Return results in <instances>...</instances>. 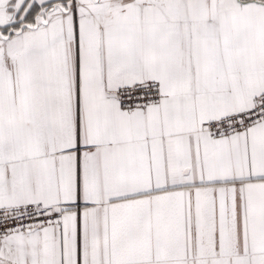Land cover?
<instances>
[{
	"label": "snow or ice",
	"instance_id": "snow-or-ice-1",
	"mask_svg": "<svg viewBox=\"0 0 264 264\" xmlns=\"http://www.w3.org/2000/svg\"><path fill=\"white\" fill-rule=\"evenodd\" d=\"M0 264H264V0H0Z\"/></svg>",
	"mask_w": 264,
	"mask_h": 264
}]
</instances>
